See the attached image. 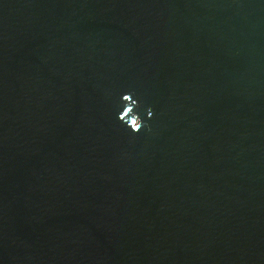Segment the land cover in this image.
Returning a JSON list of instances; mask_svg holds the SVG:
<instances>
[{
    "label": "water",
    "instance_id": "water-1",
    "mask_svg": "<svg viewBox=\"0 0 264 264\" xmlns=\"http://www.w3.org/2000/svg\"><path fill=\"white\" fill-rule=\"evenodd\" d=\"M0 264H264V0H0Z\"/></svg>",
    "mask_w": 264,
    "mask_h": 264
},
{
    "label": "clouds",
    "instance_id": "clouds-1",
    "mask_svg": "<svg viewBox=\"0 0 264 264\" xmlns=\"http://www.w3.org/2000/svg\"><path fill=\"white\" fill-rule=\"evenodd\" d=\"M124 101H131V105L124 109L123 114L120 116V119L124 121L133 131H140L144 127V122L140 119L138 114L133 113V106H135V101L131 100L130 95H125L123 97ZM130 113L132 114L130 119H128ZM149 116L152 115L151 111L148 113Z\"/></svg>",
    "mask_w": 264,
    "mask_h": 264
}]
</instances>
